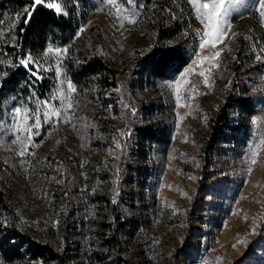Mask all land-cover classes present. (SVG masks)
<instances>
[{
  "label": "rangeland",
  "instance_id": "rangeland-1",
  "mask_svg": "<svg viewBox=\"0 0 264 264\" xmlns=\"http://www.w3.org/2000/svg\"><path fill=\"white\" fill-rule=\"evenodd\" d=\"M28 1L35 7L33 0ZM53 2H61L66 15L76 14L73 47L96 49L118 67L119 92H127L130 99L127 113L138 122L163 121L168 128L164 145L154 144L144 160L131 162L145 174L137 181L133 169L131 206H120L133 219V227L122 237V257L128 264H264V149L252 163L253 145L264 135V53L260 52L264 23L252 7L255 0H241L230 17L225 41L203 52L198 35L203 26L187 0H135L142 7L117 0L129 14L136 13L135 24L116 21V15L124 14L107 0H95L88 13L68 0ZM17 18L4 15L0 22V53L12 43ZM159 29L168 37L166 43H187L189 61L170 79L145 81L139 72L135 74L133 64L154 45ZM48 46L59 47L52 42ZM216 50L221 51L219 67L210 73L206 62L200 67L194 64L198 54L208 56ZM65 54L60 76L54 57L33 56L50 70L42 71L44 79L37 80L25 68L27 75L16 94L1 88V69L9 67L10 61L0 56V124L6 126L0 128V185L17 224L58 251L68 248L69 264H123L114 255L106 261L92 256L102 217L97 197L108 192L117 203L124 187L116 175L111 182L102 178L107 170L115 172L116 151L130 133L113 106L75 92L73 108L63 112L60 122L44 123L41 115L35 146L25 156L18 155L21 145L12 143L10 111L16 106L35 110L37 98L49 99L62 80H69L63 68ZM258 54L261 60L255 58ZM189 68L194 69L188 76L191 83L181 87L178 102L173 81ZM201 70L208 75V85L198 75ZM39 89L43 96L37 94ZM234 98L250 99L255 105L251 114L236 106L229 109L233 125L248 124L249 132L231 134V143L222 144L207 161L201 146L208 136L209 119ZM51 102L60 107V100ZM145 108L150 114L143 113ZM65 185L72 188L70 197L61 192ZM66 217L71 225L69 242L62 235Z\"/></svg>",
  "mask_w": 264,
  "mask_h": 264
},
{
  "label": "trees",
  "instance_id": "trees-1",
  "mask_svg": "<svg viewBox=\"0 0 264 264\" xmlns=\"http://www.w3.org/2000/svg\"><path fill=\"white\" fill-rule=\"evenodd\" d=\"M73 5L79 4L87 13L91 11L95 0H68ZM66 4V0H62ZM24 9V11H22ZM32 11L30 23H25V10ZM4 15L13 17L17 15L16 26L12 32V43L6 45L0 56L10 61V66L2 71L1 88L8 94H16L21 87L20 83L26 77L25 67L18 65L19 59L31 53L32 56H42L47 45L52 42L59 47H66L63 68L66 77L73 83L76 93L80 96L93 97L104 104L110 103L117 115L125 123V131L130 130L118 147L116 170L106 171L102 178L112 181L114 175L120 188L119 202L112 201L108 192L98 195L97 201L102 210V217L97 224L96 242L92 256L98 261H106L113 255L123 264L128 261L122 257V237L133 227V219L120 207H130L133 191V172L135 169L136 180L144 175L140 167H135L131 162L144 160L149 149L154 144L164 145L168 141V128L163 121L146 119L138 122L126 111L130 107L127 103L128 96L119 92V69L102 52L93 49L73 47V37L78 27L75 12L68 15H58L53 10L44 6L32 7L28 0H0V22ZM164 30L156 31V41L149 51L138 55L134 61L135 74L145 81L170 79L178 74L189 61L187 43H166ZM166 54V55H162ZM133 74V73H132ZM134 75V74H133ZM41 86H43L41 84ZM131 88L132 81H129ZM43 96V90L36 91ZM233 101L224 103L215 116L208 122V136L204 139L201 150L202 156L209 161L214 153L218 152L222 144L231 143V134L249 132V125L242 127L233 125L229 115L232 106L238 107L245 113L255 111V105L250 99L234 98ZM127 106V107H123ZM145 115L150 114V109H143ZM131 140V141H130ZM72 189V188H71ZM65 185L61 190L66 196L72 195V190ZM71 204L69 211L72 212ZM69 217L64 219L63 238L69 242L71 235L68 233ZM39 262L43 264H69L68 248L58 251L50 243L36 239L26 230L22 229L16 221V215L8 197L0 185V262L11 264L15 262Z\"/></svg>",
  "mask_w": 264,
  "mask_h": 264
},
{
  "label": "snow or ice",
  "instance_id": "snow-or-ice-1",
  "mask_svg": "<svg viewBox=\"0 0 264 264\" xmlns=\"http://www.w3.org/2000/svg\"><path fill=\"white\" fill-rule=\"evenodd\" d=\"M191 5L196 18L200 21L203 28L198 33L200 35L199 48L203 52L206 48L217 49V45L225 41L228 36V33L231 30L230 17L233 12L238 11V5L241 3V0H187ZM109 5L115 6V11L117 13H123V16L116 15L114 19L116 21H124L128 24H135L136 13L133 11L129 14V10L126 7H121L117 4V0H107ZM128 5L133 7H142V5H136L135 0H126ZM46 4L49 9H53L58 15H66L61 2H53V0H33L34 6H40ZM258 5V6H257ZM252 7L255 8L259 17L261 18L262 23H264V0H255V3L252 4ZM32 19V11L25 10V23H30ZM121 28L124 26V23L121 22L119 25ZM83 31V28L80 29ZM66 49L60 47L53 48L48 46L46 51L42 53V58L45 60L53 59V62L57 64L55 69L56 75L60 76V67L59 64L62 63V57L65 54ZM261 53H264V48L260 49ZM166 55V54H162ZM221 56V51L216 50L208 56H200L198 54L197 61H194V64H197L198 67L207 63L206 71L211 72L213 68L219 67L218 60ZM257 60H261V55H256ZM19 64L24 66L29 70L30 74L35 77L37 80H42L44 77L41 75L42 71L50 70V67H44L40 61L32 56L29 53L26 56H23L19 59ZM29 65H32L33 68H29ZM194 69L189 68L184 73L181 74L180 78L176 81H173V86L176 89L177 100H180V89L183 85L190 84L191 81L188 79V76L193 73ZM205 70L198 72V75L204 77V83L208 85V75ZM193 92H196V86H192ZM76 92V88L70 80H62L61 87L58 88L54 93L51 94L50 98L47 100H36L35 110L29 109L27 107L16 106L10 111V117L13 121L11 125V131L14 135L12 143L20 144L21 150L18 155L23 157L27 153L30 147L34 145V136L39 134V130L42 126L41 115L43 116V122L53 123L60 122V119L65 110L71 111L73 108L71 96ZM60 100V107H56L52 104L51 101ZM41 109L43 112L41 113ZM52 118H55L54 120ZM31 121V123H30ZM6 127L3 124H0V128ZM23 134V135H21ZM119 146V145H118ZM261 149H264V135L259 137V142L253 145L252 151V163H256L258 153Z\"/></svg>",
  "mask_w": 264,
  "mask_h": 264
}]
</instances>
